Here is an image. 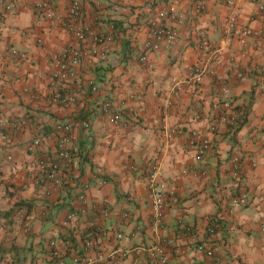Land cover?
Instances as JSON below:
<instances>
[{
	"label": "crops",
	"instance_id": "1",
	"mask_svg": "<svg viewBox=\"0 0 264 264\" xmlns=\"http://www.w3.org/2000/svg\"><path fill=\"white\" fill-rule=\"evenodd\" d=\"M10 1L15 4L12 12L0 7V264H49L51 240L63 252L65 263L73 264L70 247L81 245L90 223L103 232L96 248L85 254L97 257L102 252L108 259L96 264H153L147 251L153 243L165 247L170 264H215L199 245L210 247L219 264H264V93L255 89L264 72V19L256 3L79 0L85 25L111 34L113 41L106 45L105 58L82 68L80 77L67 84L65 91L76 93L78 102L65 105L50 100V74L57 53L74 39L40 15L33 7L35 0ZM53 3L57 13L66 14L65 0ZM160 11L179 13L185 20L175 43L149 52L144 65L138 57L147 22ZM229 13L257 29L259 36L242 45L237 33L225 34ZM164 22L170 24L168 19ZM200 30L207 32L210 49L199 45ZM13 47L26 51L28 58L13 56ZM203 62L214 67V76L203 74L196 85L175 88ZM89 74L98 84L97 92L84 82ZM222 85L227 86L226 93L221 92ZM131 93L135 101L127 99ZM169 97L172 104L167 106ZM105 99L115 109L135 106L138 120L108 123L100 109ZM225 103L241 111L243 122L237 130L232 131L221 115ZM19 118L27 119L26 126L13 129L10 123ZM83 119L90 120L89 129L82 127ZM54 121L73 126L74 165L61 187L45 192L33 182L35 163L41 155L54 154ZM213 121L217 130L208 133L211 149L196 160L187 139L193 132L206 134ZM173 127L182 132L166 138L165 132ZM5 132L10 133L9 145L1 137ZM37 134L49 136L43 138L42 148L30 153L26 144ZM234 155L243 165L239 180L231 173ZM154 160L159 164L158 180L170 191L160 228L152 221L147 186ZM98 172L105 183H98ZM82 190L91 209L71 232L60 226V220L77 208L73 200ZM241 191L248 194V204L229 212V199ZM103 206L108 207L107 214L99 211ZM124 211L130 219L121 216ZM211 226L214 234L208 232ZM115 232L123 237L116 239ZM65 237L71 240L67 249Z\"/></svg>",
	"mask_w": 264,
	"mask_h": 264
},
{
	"label": "built area",
	"instance_id": "2",
	"mask_svg": "<svg viewBox=\"0 0 264 264\" xmlns=\"http://www.w3.org/2000/svg\"><path fill=\"white\" fill-rule=\"evenodd\" d=\"M66 1V14L60 15L54 9L53 0H35L34 9L48 19L54 27L60 28L65 31L72 39L73 43H68L63 46L57 53L54 60V68L50 74V100L54 103H63L65 105H75L78 102L76 93H67L65 87L68 83H72L78 79L79 72L82 68H90L96 64L99 60L105 58L107 49L106 45L113 41L111 34L99 32L95 29L85 25L83 21L84 10L79 0H65ZM256 3L257 11L262 19H264V0H250ZM235 0H226L227 5H233ZM0 7L5 13H10L14 10L15 4L10 0H0ZM164 19H168L170 24L164 22ZM185 18L179 13L173 11H160L155 17H152L147 22V36L142 43V52L140 53L138 60L142 64H147L148 53L157 51L162 48H166L175 43L178 38V27L183 24ZM225 34L229 35L233 32L237 33L239 42L242 45L247 43L249 37H257L260 32L257 29L243 24L239 21L238 17L234 13H229L225 21ZM22 35H26V31H20ZM199 45L204 49L211 48V42L207 35V32L200 30L199 33ZM37 42H41L38 38ZM11 54L18 59L25 60L28 58L27 52L11 48ZM203 74H209L214 76L215 69L209 65V62H203L194 65L186 78L181 82L177 81L175 88L179 89L184 85L194 86ZM242 73H239V76ZM86 86L92 92L98 91V84L92 74L87 75L84 78ZM227 86L222 85L220 90L222 93L227 92ZM255 89L258 92L264 93V72L259 76V79L255 83ZM26 90V89H25ZM129 101H135L136 96L131 93L127 96ZM167 106L172 104V99L169 97L166 100ZM224 111L221 113L224 120L230 126V129L234 131L239 123V116L241 111L230 103H225ZM101 112L104 115L106 121L113 125L129 124L132 121L138 120V112L135 106L126 104L124 109H115L113 103L105 99L101 103ZM228 111V112H227ZM227 112V113H226ZM199 116L197 115L196 118ZM14 129L16 127H25L27 124L26 118H19L10 123ZM81 125L84 129L90 128V120L83 119ZM217 130V123L211 122L208 126L206 134L193 132L187 139V144L194 152L196 160H202L207 152L211 149V139L208 133ZM52 136L55 138L54 154L53 155H41L36 159L35 163V177L33 182L35 185H40L45 192L55 190L61 187L65 180H67L68 173L71 172L73 162L72 151V134L73 126L66 121H54L51 124ZM182 130L178 127L167 129L165 137L171 139L180 134ZM10 133H1V137L7 145L10 144ZM49 135L37 134L32 137L26 144V150L30 153L38 151L42 148L43 138ZM7 158L11 159L12 155L7 154ZM238 155H234L231 158V173L232 176L239 180L243 173V165ZM159 164L157 160L151 162L147 172V186L150 191V213L154 226L162 227L163 217L165 209L168 206V196L170 194L169 189L165 184L158 180ZM100 177L98 179L99 184L105 183L104 175L98 172ZM200 174H204V171H200ZM198 173H194L197 175ZM27 185L24 184L25 188ZM74 203L78 204L75 210H69L60 220V226L71 232L77 231L78 220L80 216L86 215L91 207L88 204L87 196L82 190L75 198ZM249 202V196L246 192L241 191L237 195L232 196L229 199V212L236 208L243 207ZM102 214L108 213V207L103 206L99 208ZM43 215L45 213H42ZM121 216L124 219H130L131 214L128 211H124ZM186 231H191L189 226L184 227ZM27 228H25V231ZM264 232V226L261 229ZM103 232L100 226H95L90 223V226L84 231L81 239V245L71 246L70 238L63 239L62 243L64 248L67 246L71 250V263L73 264H96L97 261L107 262L108 259L104 253L98 252L97 257H91L85 254L87 250L96 248V242L98 236ZM210 234H214L213 226L208 228ZM116 239H121L123 234L121 232H115ZM52 247L51 257L52 261L49 264H66L63 257V252L57 247L56 241L51 240L49 242ZM198 248L210 257L215 258V264H219V260L215 257L213 250L205 245H199ZM148 255L151 258L153 264H170L169 256L165 251V247L161 243H153L147 248ZM124 255V253H121Z\"/></svg>",
	"mask_w": 264,
	"mask_h": 264
},
{
	"label": "trees",
	"instance_id": "3",
	"mask_svg": "<svg viewBox=\"0 0 264 264\" xmlns=\"http://www.w3.org/2000/svg\"><path fill=\"white\" fill-rule=\"evenodd\" d=\"M242 122H243V121H241V117H239V123H238V126L236 127L235 130H237V129L240 127V125L242 124Z\"/></svg>",
	"mask_w": 264,
	"mask_h": 264
}]
</instances>
